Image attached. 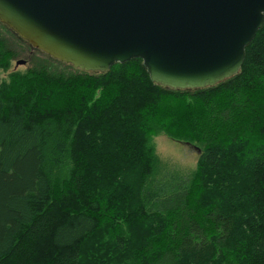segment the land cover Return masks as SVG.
I'll list each match as a JSON object with an SVG mask.
<instances>
[{"label":"trees","instance_id":"trees-1","mask_svg":"<svg viewBox=\"0 0 264 264\" xmlns=\"http://www.w3.org/2000/svg\"><path fill=\"white\" fill-rule=\"evenodd\" d=\"M43 55L0 81V264H264V23L205 89ZM159 134L199 150L190 176L166 183Z\"/></svg>","mask_w":264,"mask_h":264},{"label":"water","instance_id":"water-1","mask_svg":"<svg viewBox=\"0 0 264 264\" xmlns=\"http://www.w3.org/2000/svg\"><path fill=\"white\" fill-rule=\"evenodd\" d=\"M0 23L75 69L140 59L152 83L196 90L239 73L264 0H0Z\"/></svg>","mask_w":264,"mask_h":264},{"label":"rangeland","instance_id":"rangeland-1","mask_svg":"<svg viewBox=\"0 0 264 264\" xmlns=\"http://www.w3.org/2000/svg\"><path fill=\"white\" fill-rule=\"evenodd\" d=\"M1 38L5 39L10 51V66L8 71L0 70V81L7 80L10 73H21L42 66L39 62H43L42 59L46 56L27 43L12 37L0 24ZM20 61L25 63L18 65L17 62ZM53 64V68L58 71L74 72L71 67L59 65L56 62ZM153 141L161 162L160 172L164 175L166 183L179 182V179L187 178L196 169L199 152L194 146L172 140L164 134L154 135Z\"/></svg>","mask_w":264,"mask_h":264}]
</instances>
